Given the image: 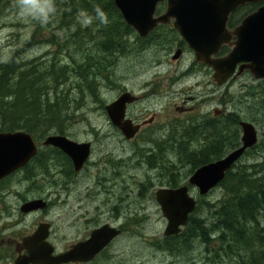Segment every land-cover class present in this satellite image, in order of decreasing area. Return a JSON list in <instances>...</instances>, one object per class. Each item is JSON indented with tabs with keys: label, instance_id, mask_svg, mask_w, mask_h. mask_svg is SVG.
Returning <instances> with one entry per match:
<instances>
[{
	"label": "flooded vegetation",
	"instance_id": "1",
	"mask_svg": "<svg viewBox=\"0 0 264 264\" xmlns=\"http://www.w3.org/2000/svg\"><path fill=\"white\" fill-rule=\"evenodd\" d=\"M261 5L262 2L257 1L235 8L227 17V30L232 31L246 15L256 11ZM164 10L165 7L163 10L157 7L155 15L161 14ZM135 33L133 32V35ZM151 33H154L156 37L158 36L160 41L139 46V50L148 54L160 51L166 52L167 58L165 62L169 63V65L177 64V67L163 70L161 69L163 61L155 57L149 65V67H152L150 71L152 79L145 81L140 87L131 85L121 89L115 99L122 92L129 93L131 101L126 105L125 117L139 127L133 136L126 138L117 127L113 126L119 132L120 137L127 143L140 139L152 141L153 145L147 151L143 149V151H137L138 154L143 156L142 159H144V152H147L146 162L151 170L156 169L158 166L156 164L157 161L154 162V160L160 158V154L165 151V143H168V146H178L180 141L192 142L191 147L194 146V143H197L194 147L195 150L191 151L192 153L199 151L201 146L204 145L207 154L219 158L239 147L241 144L240 112L234 109L230 110L227 98L228 92L226 90L227 82L235 78L228 79L222 85L216 84L213 79V69L207 64L196 60L194 51L177 30L173 28L171 23L159 25ZM235 39L232 36L231 41ZM229 49L227 45H222L218 53L214 54V57L225 55ZM176 54L177 57H174ZM193 78L195 80L194 83L188 85V82L193 80ZM197 78L199 79L197 80ZM152 96H159L167 100L164 101V110H167V112L164 113L165 119L161 123L157 120V112L150 111L145 106L143 107V103ZM176 99H178V103L173 102ZM170 106L172 109L171 114L168 112V107ZM175 142L177 143L175 144ZM36 143L38 145L37 155L32 157L22 168L0 179V264H16L20 256L26 255L27 251L23 246V241L33 235L41 225L44 226L46 235L44 242L48 243L52 248L53 256L67 252L79 242L87 241L96 229L106 227L107 229L114 228L118 230L119 234L114 236L90 260L60 263L96 264L99 259H111L110 261L116 264V258H113L114 253L108 252V250L113 247L116 240L123 234L124 225L128 218L132 216L131 209L126 208L127 203L125 201L127 200L121 199L117 201L116 195L112 192L114 190L113 187H107L109 184L115 186L116 183L109 181L93 182L92 185L96 187L90 190L87 188V192H82V189L78 187L72 189V185L76 186L77 183L68 180L63 182L50 180L49 182L38 183L35 181L37 172L31 171L28 178L31 179L35 175V179L32 178L31 180L33 181L27 182V188L31 186L35 189L28 191L25 196H22L20 187L23 183L10 181V179L15 178L16 174L21 171L25 173L29 167H35L36 171L42 168L43 171L41 172L45 174L50 172L52 163V165L60 168L58 174H62L66 178H69L72 169L74 171L73 163L69 157L57 150L41 151L42 142L39 145L36 140ZM251 149L246 150L244 155ZM40 155H43L44 159H41ZM89 158L85 161L83 167L89 162ZM52 160L54 162L50 163ZM75 172L74 174L76 175ZM79 172L81 171L77 173ZM174 182L176 181L174 180L172 183ZM146 184L150 185V182ZM44 185H48V192L44 191ZM183 185H188L189 189L192 187L188 184V179L183 183L178 182L174 185L168 182L167 185L164 184V186L160 187L177 188ZM36 186L39 191H35ZM138 194L143 197L141 196V191ZM33 200H39L38 208L23 212L21 209L22 205L27 201ZM128 205L130 206L129 200ZM29 216H39L37 217L39 220L31 229L22 233L20 229L22 219H24L22 217L26 218ZM49 217L58 222H65L66 226L63 227L66 228V233L64 236L70 235L72 237L76 234L74 236L76 239L69 240L70 242L67 245L64 242L59 246L57 241L59 237L57 233L60 232L58 231L59 225ZM191 233L194 234L192 237L190 236ZM196 234L181 230L177 235L165 236L163 231L162 240L154 244V247L160 249L162 246L161 250L167 249V251L179 252L181 248L186 246L188 238H195L202 241L201 244L203 246L208 244L217 252L214 254L216 256L214 257L216 259H214L210 249L206 248L211 256L209 254L205 255L203 258L205 264L223 262L224 256L227 257L228 239L226 233L220 230H208L198 233L197 236ZM78 235L82 236L78 237ZM218 248L220 250H217ZM218 251L222 254L220 260L218 259Z\"/></svg>",
	"mask_w": 264,
	"mask_h": 264
},
{
	"label": "rangeland",
	"instance_id": "2",
	"mask_svg": "<svg viewBox=\"0 0 264 264\" xmlns=\"http://www.w3.org/2000/svg\"><path fill=\"white\" fill-rule=\"evenodd\" d=\"M49 3L50 1L47 0H34L26 3L22 0H16L14 3L11 1L7 8L0 11V62L7 61L15 50H19L22 60L39 57L47 51L48 46L44 43V39L51 37V32H54L59 39H65L68 36V31L61 30L63 25L56 22L55 17H49ZM164 5L160 4L158 6L159 9L163 10ZM78 21L82 25L86 24V21L80 19V17ZM35 30H40L37 35L39 42L27 47L28 40ZM129 42L132 44L129 46L130 48L126 53L119 55L110 70H108L109 80H101L98 95L102 102L85 93L81 98L80 109L75 112L74 118L66 128L64 135L69 139L77 142H90L92 145V154L89 162L80 170L81 172L77 173L72 169V174L69 178H66L64 175L58 174L60 168L52 165L51 162H54L52 160L50 161V175L49 173L43 174L41 172L43 171L42 168L38 169L40 171H36L35 167H29L25 173L24 171L19 172L10 181H18L24 184L20 187L22 196H25L28 191L35 189L31 186L27 188L28 183L33 181L31 179H35V177V181L38 183L49 182L50 180L76 182V186L72 185V189L78 187L82 189V192H87V188L90 190L96 187L92 185L93 182H114L116 183L115 186L109 184L107 187H113L114 190L112 192L116 195L117 201L121 199L127 200L125 201L127 203L126 208L132 211V216L128 218L124 225L123 234L116 240L113 247L108 250V252L114 253L113 258H116V264H205L203 258L209 254V251L205 249L199 239L188 238L186 246L181 248L179 252L160 250L154 247V244L162 240L163 231L167 223L155 200V191L172 180L177 183H183L192 174V167L185 158L186 154H188L184 148L186 142L180 141L178 146H168V143H165V151L160 154V158L154 160V162L157 161L156 164L158 166L156 169L151 170L146 162L147 152H144V159H142L143 156L138 154L137 151H147L153 145L152 141L140 139L132 143L125 142L109 121L104 110L105 104L112 102L122 88L131 85L140 87L145 81L152 79L150 72L152 67H149V65L155 57L163 61L161 68L163 70L177 67V64L169 65V63L165 62L167 58L166 52L160 51L150 54L142 52V54L139 46L135 47L132 37ZM149 44L153 43L150 42ZM137 49L138 51H136ZM194 81L193 78V80L188 82V85L193 84ZM226 90L228 92L227 98L230 110L239 111L240 120L252 123L258 132L256 146L242 156L237 165H251L263 161L264 151H261L259 146L264 134V79H254L249 72L245 71L240 77L230 79L226 84ZM164 101L167 100L159 96H152L143 103V107L145 106L150 111L158 113L157 120L159 123L165 119L164 113L167 112V110H164ZM173 102L178 103V99ZM168 112L171 114V106L168 107ZM42 141L43 139L39 140L38 144L41 145ZM188 143L190 146L192 145L191 142ZM196 144L194 143V146L191 147L192 150H195ZM40 149L41 151L54 150L50 147L44 149L42 145ZM40 158L44 159V156L40 155ZM31 171L37 173L36 176L34 175L35 177L33 176L29 179V172ZM148 182H150L151 186L146 184ZM44 187V191L48 192V185H44ZM37 190L38 187L36 186L35 191ZM140 191L143 197L138 194ZM190 193L202 204L199 210H196L195 214H193L194 219L200 220L206 218L207 214L210 217L204 204L222 197L223 189L216 186L208 194L200 196L197 189L191 188ZM128 200L130 206L128 205ZM37 217H22L24 218L20 228L22 233L27 232V230L37 224L39 220ZM49 218L52 219L51 217ZM52 220L59 225L58 231L60 232L57 233L59 246L64 242L67 245L70 242L69 240L76 239L74 237L76 234L72 237L70 235L64 236L66 233V228L63 227L66 226L65 222ZM80 236L82 235H78V237ZM209 248L211 252H215L212 249L213 247ZM217 250L220 249L218 248ZM226 252L228 255L227 257L224 256L222 263L236 264V256H230L229 252ZM209 255L211 256V254ZM221 256L222 254L219 253V260ZM110 260L99 259L96 264H113Z\"/></svg>",
	"mask_w": 264,
	"mask_h": 264
},
{
	"label": "trees",
	"instance_id": "3",
	"mask_svg": "<svg viewBox=\"0 0 264 264\" xmlns=\"http://www.w3.org/2000/svg\"><path fill=\"white\" fill-rule=\"evenodd\" d=\"M11 1L16 0H0V11ZM47 1L49 17H55L68 36L59 39L51 32V37L44 39L47 51L39 57L22 60L15 50L7 61L0 62V130H23L37 141L52 133L64 135L85 93L101 101V80H109L108 70L130 48L131 37L135 47L160 41L154 33L145 39L133 35L113 0ZM79 17L85 25L79 23ZM39 33L33 32L27 47L38 44ZM189 146L186 142L185 158L192 171L219 158L207 154L204 145L195 153ZM259 148L264 151V134ZM173 181L171 184L177 183ZM218 187L223 189L222 197L203 203L210 217L205 213L204 219L193 218L202 206L198 201L183 230L195 234L223 231L228 239L227 251L236 256V264H264V160L234 165Z\"/></svg>",
	"mask_w": 264,
	"mask_h": 264
},
{
	"label": "water",
	"instance_id": "4",
	"mask_svg": "<svg viewBox=\"0 0 264 264\" xmlns=\"http://www.w3.org/2000/svg\"><path fill=\"white\" fill-rule=\"evenodd\" d=\"M257 1H261L262 5L246 15L236 28L228 31L226 21L229 13L238 6ZM164 2L165 10L155 15L158 4ZM113 3L124 22L140 38L147 37L159 25L171 23L194 51L196 60L213 69L216 84L222 85L245 71L254 79H264V0H113ZM232 36L236 38L234 41H231ZM222 45H227L229 51L221 57H214ZM130 101L129 93L122 92L104 106L111 124L126 138L133 136L139 127L125 117L126 105ZM240 127L239 147L220 159L196 168L189 177L188 184L196 187L199 195L207 194L220 183L244 152L257 143L258 132L252 123L240 120ZM42 144L55 147L69 157L76 172L81 170L91 154L90 142H77L62 134H49ZM37 152L38 146L31 134L23 130L0 131V179L25 166ZM155 200L167 222L165 236L177 235L196 206V199L189 193L188 185L159 188L155 192ZM38 206L39 200L27 201L21 209L27 212ZM118 234L119 231L114 228L96 229L87 241L53 256L52 248L44 242L46 235L41 225L23 241L27 254L20 256L16 264L87 261Z\"/></svg>",
	"mask_w": 264,
	"mask_h": 264
},
{
	"label": "bare ground",
	"instance_id": "5",
	"mask_svg": "<svg viewBox=\"0 0 264 264\" xmlns=\"http://www.w3.org/2000/svg\"><path fill=\"white\" fill-rule=\"evenodd\" d=\"M140 45V44H139ZM142 45V44H141ZM138 47V46H137ZM135 48V47H134ZM142 49V48H141ZM136 51H138V49L136 50ZM137 53V52H136ZM142 53V52H141ZM135 54V53H134ZM143 54V53H142ZM137 55V54H136ZM118 58V57H117ZM114 60H115V58H113ZM117 63V62H116ZM114 64V63H113ZM92 94V93H91ZM204 130V129H203ZM66 132V131H65ZM202 133V132H201ZM116 134V133H115ZM199 140V139H198ZM227 142V141H226ZM177 142H175V144H176ZM192 143V142H191ZM190 143V144H191ZM188 146V145H187ZM190 147V146H189ZM170 148V147H169ZM189 150V149H188ZM116 164V163H115ZM120 167V166H119ZM161 169V168H160ZM74 173V172H73ZM72 174V173H71ZM153 176V175H152ZM151 186V185H150ZM254 211V210H253ZM140 213V212H139ZM138 213V214H139ZM198 216V215H197ZM116 225V224H115ZM138 234V233H137ZM138 236V235H137ZM139 237V236H138ZM152 241V240H151ZM162 242V241H161ZM202 242V241H201ZM163 243V242H162ZM203 245V244H202ZM162 247V246H161ZM161 247H160V250H161ZM200 247H201V245H200ZM209 247H211L210 245H208L207 244V246L205 245V249L207 248V249H210ZM163 249V248H162ZM164 250V249H163ZM167 250V249H166ZM204 252H205V250H204ZM219 252V251H218ZM210 253L213 255L212 257L214 258V257H216V256H214V254H216L217 252L215 251V252H211L210 251ZM220 253V252H219ZM187 255V254H186ZM189 255V254H188ZM193 255V254H192ZM214 259H216V258H214ZM222 263V262H221ZM223 264V263H222ZM225 264V263H224Z\"/></svg>",
	"mask_w": 264,
	"mask_h": 264
}]
</instances>
